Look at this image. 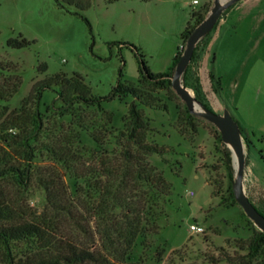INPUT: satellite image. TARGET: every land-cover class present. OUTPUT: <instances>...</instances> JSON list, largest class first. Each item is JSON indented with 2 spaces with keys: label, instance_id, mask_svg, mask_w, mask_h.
I'll return each mask as SVG.
<instances>
[{
  "label": "rangeland",
  "instance_id": "1",
  "mask_svg": "<svg viewBox=\"0 0 264 264\" xmlns=\"http://www.w3.org/2000/svg\"><path fill=\"white\" fill-rule=\"evenodd\" d=\"M239 1L238 11L232 15V20L237 16L240 19L232 30L235 32V36L231 34L232 46L226 51L223 47H213L209 52L213 59L207 62L204 48L208 37L203 38L186 73L181 76V84L195 100L204 102L210 111L219 115L225 98L230 97L229 101L234 98L233 78L242 80L238 90L246 78L253 88L251 103L247 102L245 112L248 116L258 110L256 120L260 121L264 119V0H238L230 5L222 11L208 36H213L221 18ZM204 2L90 0L89 7L76 15L72 7L58 8L52 0H0V63L14 67L13 72L0 71V83L13 77L21 80L16 94L7 102H0V107L6 106L9 111L18 109L36 81L58 73L68 77L79 75L94 97L107 96L119 79V72L120 81L140 87L137 57L131 47L119 44L134 47L150 72L162 73L175 53H181L184 48L180 34L186 24L189 28L194 24L190 15L204 18L209 11L212 0ZM81 16L89 22L91 33ZM18 35L29 44L20 49L7 47V40ZM257 36L258 43L251 47V41ZM242 57L245 60L240 66ZM42 64L45 70L38 72ZM208 72L219 79V90L213 91L214 84ZM152 95L165 105V109L136 105L148 124L146 142L167 148L168 152L162 156H146L145 160L170 186V197L168 203L160 207L154 230L136 237L126 263L212 264L220 250L229 256L243 254L235 251L232 241L247 239L258 230L234 201L231 183L229 189L218 131L202 118L190 115L194 127L191 131L183 121L185 106L170 88L155 90ZM130 102L127 96L104 102L100 108L73 106L72 111L79 116L80 122L82 117L87 125L102 123L104 118L100 111L111 114V125L106 127L110 133L100 147L65 115L52 91L43 92L38 110L46 133L58 137L62 146L79 158L81 165V156L86 160L88 153L100 151L111 155L117 150L114 136L123 131L121 120ZM226 111L237 122L232 112ZM258 127L253 128L252 134L244 128L245 132L240 133L245 134L248 142L245 144L241 136L245 155L243 189L249 202L264 215V125ZM40 141L50 142L45 135ZM33 164L35 168L54 172L65 191L81 200V179H74L47 153H36ZM231 175L233 179L232 167ZM1 185L5 192L12 193L8 183ZM19 201L38 212L44 205V193L30 181ZM190 225L198 226L201 232L190 231ZM31 248L30 243H19L14 253L20 256Z\"/></svg>",
  "mask_w": 264,
  "mask_h": 264
},
{
  "label": "trees",
  "instance_id": "2",
  "mask_svg": "<svg viewBox=\"0 0 264 264\" xmlns=\"http://www.w3.org/2000/svg\"><path fill=\"white\" fill-rule=\"evenodd\" d=\"M52 1L61 9L72 7L76 15L90 5V0ZM80 18L91 33L87 19L83 16ZM190 18L194 19V24L190 28L186 24L180 34L184 44L193 28L203 20L193 13ZM200 41L193 49L189 64ZM28 44L20 35L6 42V46L12 49H20ZM119 45L129 46L134 51L140 87L120 81L119 72V79L110 93L105 97H94L79 75L68 77L58 73L36 81L18 109L9 111L6 106L0 107V264H132L126 263V260L136 237L154 230L160 207L168 203L171 189L145 157L162 156L168 149L146 142L148 124L136 105L165 109V105L152 93L170 88V77L181 53H175L166 71L154 74L134 47ZM13 69L12 65L0 63V71L13 72ZM44 70L43 64L38 67V72ZM208 78L214 84L213 91L219 90V79L210 72ZM20 84V77L0 83V102L11 99ZM45 91H52L56 95L65 115H69L79 128L85 130L98 147L103 145L110 133L106 127L111 125V114L100 111L104 118L102 123L87 125L82 117L80 122L79 116L72 111L73 106L100 108L104 102L130 97L126 115L121 120L123 131L114 136L117 150L111 155L100 151L88 153L86 160L81 156L80 165L79 158L63 147L58 137L46 133L38 110ZM196 100L210 111L204 102ZM183 113V121L194 131L186 108ZM236 123L240 133H244L240 124ZM42 135L47 136L50 142L40 141ZM241 136L248 144L245 134ZM41 151L74 179H81V200L65 191L61 179L54 172L34 167L36 153ZM222 154L226 159L230 189L231 159L224 145ZM30 181H34L44 193V205L38 212L31 211L19 201ZM2 183H8L12 193L5 192ZM19 243H30L32 248L17 256L14 248ZM232 246L243 254L229 256L220 250L219 256L212 259V264H264L263 233L255 231L247 239L232 241Z\"/></svg>",
  "mask_w": 264,
  "mask_h": 264
},
{
  "label": "water",
  "instance_id": "3",
  "mask_svg": "<svg viewBox=\"0 0 264 264\" xmlns=\"http://www.w3.org/2000/svg\"><path fill=\"white\" fill-rule=\"evenodd\" d=\"M237 1L238 0H212V5L206 16L193 28L185 41L184 48L170 77V89L184 104L190 115L202 118L213 125L218 131L221 143L230 152L231 167L234 171V177L231 182V192L234 201L256 229L264 234V216H262L249 202L243 189L245 155L237 123L226 110H223L222 113L218 115L203 108L181 84V76L190 61L195 45L211 31L222 11ZM233 162H235L236 167H234Z\"/></svg>",
  "mask_w": 264,
  "mask_h": 264
},
{
  "label": "crops",
  "instance_id": "4",
  "mask_svg": "<svg viewBox=\"0 0 264 264\" xmlns=\"http://www.w3.org/2000/svg\"><path fill=\"white\" fill-rule=\"evenodd\" d=\"M208 0H205L204 4ZM203 4V5H204ZM241 2L239 1L229 12L225 15V17H222L219 23L216 26V30L213 32V36H208V40L206 42L205 48H204V58L207 62H209L210 57V50L213 47H217V49H221L223 47L224 51L228 50L230 46H232V40H231V34L235 36L234 31V24L239 19V16H237L234 20L233 19V13L238 11V7L240 6ZM202 5V6H203ZM233 30V31H232ZM258 39V36L254 38L253 41H251V47L255 45V43ZM221 42V43H220ZM213 59V58H211ZM245 57H242L241 60H239V65L241 66L244 64ZM238 82V83H237ZM242 82L241 79L237 81L236 78H233V94L234 98L232 101H229V98H225L226 102L224 101V105L221 106V110H228L229 112H232L234 117L236 118L237 122L244 128L245 131H249L252 134L253 128H262L264 125V119L256 120V116L258 115V110L256 112H251L248 116L245 112V107L247 105V102H250L251 94L250 91L253 88L250 83H248V80L246 78L243 79L242 87L238 90V86ZM236 90V91H235ZM238 90V91H237ZM236 92V93H235ZM238 92V93H237ZM237 94V95H236ZM254 116V121H251V117ZM253 120V119H252ZM260 122L258 125H255L256 122Z\"/></svg>",
  "mask_w": 264,
  "mask_h": 264
},
{
  "label": "built area",
  "instance_id": "5",
  "mask_svg": "<svg viewBox=\"0 0 264 264\" xmlns=\"http://www.w3.org/2000/svg\"><path fill=\"white\" fill-rule=\"evenodd\" d=\"M194 3H195V1H194ZM189 230L193 231V232H196V233L201 232V229L198 226H196V225H190L189 226Z\"/></svg>",
  "mask_w": 264,
  "mask_h": 264
},
{
  "label": "bare ground",
  "instance_id": "6",
  "mask_svg": "<svg viewBox=\"0 0 264 264\" xmlns=\"http://www.w3.org/2000/svg\"><path fill=\"white\" fill-rule=\"evenodd\" d=\"M233 164H234V167H236V164H235V162H233Z\"/></svg>",
  "mask_w": 264,
  "mask_h": 264
}]
</instances>
